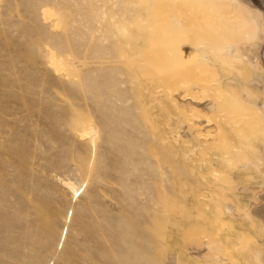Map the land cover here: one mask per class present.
<instances>
[{
	"label": "rangeland",
	"instance_id": "1",
	"mask_svg": "<svg viewBox=\"0 0 264 264\" xmlns=\"http://www.w3.org/2000/svg\"><path fill=\"white\" fill-rule=\"evenodd\" d=\"M262 15L0 0V264H256L264 67L189 55L259 42Z\"/></svg>",
	"mask_w": 264,
	"mask_h": 264
},
{
	"label": "bare ground",
	"instance_id": "2",
	"mask_svg": "<svg viewBox=\"0 0 264 264\" xmlns=\"http://www.w3.org/2000/svg\"><path fill=\"white\" fill-rule=\"evenodd\" d=\"M163 1V0H162ZM176 1H181V0H176ZM231 1H233V2H236V3H239V4H243L247 9H249V10H252V11H258V10H261L262 12H263V15H262V18H261V29H260V32H259V36H260V40H259V42H257V43H246L244 46H243V48H242V46H241V48L242 49H239V48H237L234 44H232L231 43V40H229V38L227 37H225V35H222V37L224 36V38H218L219 40L218 41H215V42H213L214 40H212V42L210 43V45L209 46H207V47H205V48H203L202 50H192V52H191V54L189 55V57H192V55L194 56L195 55V57L194 58H196V59H199V60H206V59H209L210 57H212V55H214L215 57H217V58H223L224 59V61L225 60H229V59H234V60H241V61H243V62H246L249 66L251 65L252 66V68H253V66H259V64L261 65V66H263L264 67V4H263V1L262 0H231ZM185 2V1H184ZM183 3V2H182ZM179 5V4H178ZM178 5H175V6H178ZM166 6V5H165ZM174 6V7H175ZM182 7V6H181ZM166 10V9H165ZM167 10H168V8H167ZM166 10V11H167ZM160 12H162V11H160ZM164 13V12H163ZM162 13V14H163ZM165 15H166V13H165ZM171 16H173L172 14H171ZM176 16V15H175ZM168 17V16H167ZM178 18V17H177ZM159 22H161L160 20H159ZM181 22H182V20H181ZM180 23V22H179ZM168 24V23H167ZM186 32V31H185ZM209 33V32H208ZM220 34H221V32H220ZM219 34V35H220ZM223 34V33H222ZM183 35V34H182ZM218 35V36H219ZM191 36V35H190ZM201 37H202V35H200ZM184 37V36H183ZM183 37H181V38H183ZM200 37V38H201ZM185 38H187V37H185ZM203 38V37H202ZM230 38H232V37H230ZM186 43V42H185ZM179 45V44H178ZM186 44H183V43H181V47H180V54H181V56H182V54H183V51H182V47H184ZM205 46V45H204ZM200 48V47H199ZM189 59V58H188ZM216 59V58H215ZM223 61V60H222ZM182 63H184V64H187V63H190L189 61H187V60H184V61H181ZM196 62V61H195ZM200 62V61H199ZM229 62H230V60H229ZM232 62V61H231ZM234 62V61H233ZM181 63V64H182ZM221 63V62H220ZM241 63V62H240ZM227 65H228V63H227ZM192 68V67H191ZM181 69V68H180ZM255 69V68H254ZM185 70V69H184ZM193 72H195V71H193ZM185 74V73H184ZM183 74V75H184ZM192 75H194V74H192ZM197 76V75H196ZM196 76L194 77V78H196ZM187 77V76H186ZM192 78H189V80L188 81H185V82H183L184 80L182 79V82H183V85L184 86H186L185 88H187V86H188V84L190 83L191 84V82H192V84H193V80H194V78H193V76H191ZM188 78V77H187ZM197 79V78H196ZM200 78H198V80H199ZM175 80V79H174ZM174 80H172V81H174ZM186 80V79H185ZM179 81V80H178ZM197 82V81H196ZM179 83V82H178ZM174 84V82H173V84H172V86L171 87H169L170 88V92H173V91H176L177 90V88L179 87H181V85L180 86H178L179 84ZM191 84V85H192ZM195 84H197L198 85V82L197 83H195L194 82V85ZM199 84H201L200 82H199ZM182 85V86H183ZM190 85V86H191ZM194 87V86H193ZM178 88V89H179ZM182 88V87H181ZM191 88V87H190ZM195 88V87H194ZM197 89V88H196ZM205 90V89H204ZM203 90V92H205ZM189 91H190V89H189ZM188 91V92H189ZM195 91V90H194ZM199 91L200 90H198V93H199ZM207 91V93H208V90H206ZM194 93H196V91L194 92ZM193 93V95H196V94H194ZM198 93H197V95H198ZM206 93V92H205ZM205 93H201V91H200V94H201V96H197V97H200V99L198 98V100H199V102L198 103H200V101H201V99H202V101L201 102H205L207 99H208V97H205L206 96V94ZM184 95V94H183ZM186 95V94H185ZM184 95V96H185ZM187 95H189V93L187 94ZM191 95H192V93H191ZM209 95V94H208ZM207 95V96H208ZM190 96V95H189ZM187 97V96H186ZM185 97V98H186ZM190 97H192L193 98V96H190ZM189 97V98H190ZM194 97H196V96H194ZM184 98V97H183ZM192 98L191 99H189V100H191L192 101ZM206 98V100L205 101H203V99H205ZM197 99V98H196ZM186 100H187V98H186ZM189 100L187 101V102H189ZM208 101H210V99H208ZM208 101H206V102H208ZM259 101V100H258ZM187 102H185V105L187 104ZM193 102H197V101H195V99L193 100ZM263 102H264V100H263ZM262 102V107L264 106V103ZM192 103V102H191ZM257 103V102H256ZM193 105H196V103H192ZM192 104H190L189 106H191ZM210 104V103H209ZM198 105V104H197ZM201 105V104H200ZM202 105L203 106H206V105H208V103H202ZM202 105L200 106V108L202 107ZM197 107H199V106H197ZM191 108H192V106H191ZM214 108V107H213ZM188 109V108H187ZM202 110L204 109V108H201ZM202 110H200L201 112H203ZM189 111V110H188ZM264 111V110H263ZM207 112H208V110H207ZM210 112H212V111H210ZM190 113H191V117L192 118H196V119H199L198 117H201V115H199L198 116V114H197V112H194V111H190ZM206 119V118H205ZM261 120V119H260ZM206 122V121H205ZM200 124V123H199ZM259 159V158H258ZM264 163V162H263ZM261 171H263L264 172V165L262 164L261 165ZM258 169V168H257ZM260 199V203L256 206V207H254L253 209H252V212H251V215L253 214V215H255L256 217H258V218H261V219H264V195H262L261 196V198H259ZM210 245V244H209ZM208 246V245H207ZM211 246V245H210ZM210 246H208V247H210ZM211 248H212V246H211ZM226 253V252H225ZM223 257H224V259H223ZM223 257H221V259L222 260H225L226 258H225V256H223ZM255 259H256V262L258 263V264H264V252H261V253H258L257 254V257H255ZM255 261V260H254ZM227 262H230V261H227ZM225 263V262H224ZM256 263V264H257ZM228 264V263H227Z\"/></svg>",
	"mask_w": 264,
	"mask_h": 264
},
{
	"label": "water",
	"instance_id": "3",
	"mask_svg": "<svg viewBox=\"0 0 264 264\" xmlns=\"http://www.w3.org/2000/svg\"><path fill=\"white\" fill-rule=\"evenodd\" d=\"M263 1V4H264V0H262Z\"/></svg>",
	"mask_w": 264,
	"mask_h": 264
}]
</instances>
